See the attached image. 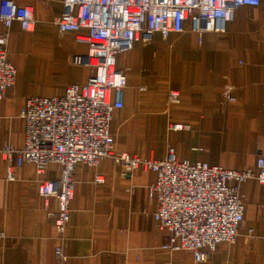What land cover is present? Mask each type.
<instances>
[{"label": "crops", "instance_id": "0c3cea01", "mask_svg": "<svg viewBox=\"0 0 264 264\" xmlns=\"http://www.w3.org/2000/svg\"><path fill=\"white\" fill-rule=\"evenodd\" d=\"M13 1L30 5L34 17L29 30L16 20L8 27L0 22L16 68L14 84L0 99V146L8 141L20 147L25 122L19 112L26 98L60 95L68 83L85 82L92 68L69 62L72 54L87 51V43L76 31H58L62 0ZM115 65L127 83L109 122L114 151L162 158L171 147L178 159L256 168L264 149V0L235 8L222 32L198 35L189 18L178 33L142 31L116 55ZM170 88L179 90V101L167 104ZM6 166L0 151V264H264V182H239L244 209L235 239L195 262L189 249L163 247L169 232L153 217L152 169L138 165L124 173L126 167L110 154L95 165L77 162L59 248L54 221L37 192L39 180L59 177V165L50 162L37 172L25 162L13 167L14 179L7 178ZM98 175L102 180H95Z\"/></svg>", "mask_w": 264, "mask_h": 264}, {"label": "built area", "instance_id": "2783aa9c", "mask_svg": "<svg viewBox=\"0 0 264 264\" xmlns=\"http://www.w3.org/2000/svg\"><path fill=\"white\" fill-rule=\"evenodd\" d=\"M260 0H62L63 10L56 19L59 32L72 30L87 43L85 53L72 54L71 64L92 68L83 83H68L60 95H30L19 115L24 119V144L4 141L0 151L7 162L6 176L14 179V166L25 162L42 172L46 165H59L57 178L42 179L37 192L43 198L55 224L62 248L69 221L74 191V166L77 162L95 165L105 155L130 173L138 165L156 173L148 185L157 207L153 212L159 229L169 232L163 247L189 249L195 262L205 258L222 241H233L243 221L244 204L239 182L253 178L264 182V149H259L256 168L230 169L206 161L178 159L169 147L162 158H143L125 151H114V136L109 129L113 108L122 105L127 83L124 70L116 67V55L130 47L142 31L181 32L183 22L191 30L225 31L234 10L241 4L257 5ZM16 20L20 27H33L32 8L13 0H0V22L9 26ZM86 33H79L80 28ZM7 32L0 31V99L16 77V68L7 56ZM227 96L231 97L228 92ZM179 101V90L170 88L166 102ZM172 123V128H182ZM96 181L102 180L98 175ZM230 180L233 182L230 183ZM56 200L52 207L51 200ZM252 228L248 229V235ZM63 255H60L62 258ZM60 264V263H58Z\"/></svg>", "mask_w": 264, "mask_h": 264}]
</instances>
